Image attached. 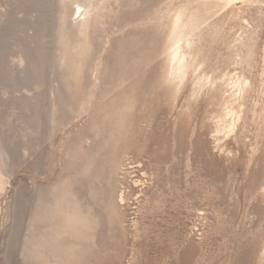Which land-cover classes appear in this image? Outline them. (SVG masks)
Returning a JSON list of instances; mask_svg holds the SVG:
<instances>
[{"label": "rangeland", "instance_id": "obj_1", "mask_svg": "<svg viewBox=\"0 0 264 264\" xmlns=\"http://www.w3.org/2000/svg\"><path fill=\"white\" fill-rule=\"evenodd\" d=\"M0 264H264V0H0Z\"/></svg>", "mask_w": 264, "mask_h": 264}, {"label": "bare ground", "instance_id": "obj_2", "mask_svg": "<svg viewBox=\"0 0 264 264\" xmlns=\"http://www.w3.org/2000/svg\"><path fill=\"white\" fill-rule=\"evenodd\" d=\"M77 9V15L78 18H82L81 25L87 23V13L85 8L83 6H79ZM181 23V18H177L175 22V29H178ZM191 28V27H190ZM188 28L187 25H185L182 28V32L185 30H188V34L193 32V28ZM190 30V31H189ZM187 39L182 44H179L178 42L176 45H174L170 55H169V70H170V76L175 79H179L180 81H183L185 77L188 75L189 71L197 64L199 60V55L195 51V45L191 39V34L187 35ZM235 48L232 50L233 55L230 60H235L239 57V49L240 47H250V43L248 41H245L244 39L241 40V42L234 45ZM235 62V61H234ZM170 77V78H171ZM206 84H211L210 87L212 90H215L217 93H220L222 89L225 87H230L232 90V96L230 98V102H235L236 96L238 95L240 99H244L247 90L250 87V82L240 73H231V71H225L221 73V77L217 80L216 78H213L211 80L206 79ZM240 108V106H239ZM236 118V119H235ZM220 124L216 128V132L219 134L221 132L225 133H232L236 127V124L238 120L240 119L239 115L236 113V111L233 109V107L226 101L225 103V109L224 111L218 116ZM228 119H231L229 122ZM129 169V168H128ZM123 170L121 173H123ZM118 171V170H117ZM125 170L124 173L125 174ZM134 186H137L138 181L135 180L132 182ZM120 187L123 189L122 185ZM118 203L119 205H124L125 203V196L123 190H120L118 196ZM79 228L78 232H82L85 229L86 221L82 217L78 219Z\"/></svg>", "mask_w": 264, "mask_h": 264}]
</instances>
